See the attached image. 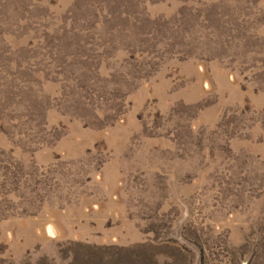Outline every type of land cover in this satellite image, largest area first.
I'll return each mask as SVG.
<instances>
[{
    "label": "rangeland",
    "instance_id": "obj_1",
    "mask_svg": "<svg viewBox=\"0 0 264 264\" xmlns=\"http://www.w3.org/2000/svg\"><path fill=\"white\" fill-rule=\"evenodd\" d=\"M0 264H264V0H0Z\"/></svg>",
    "mask_w": 264,
    "mask_h": 264
}]
</instances>
